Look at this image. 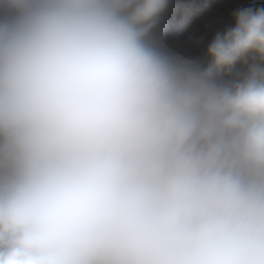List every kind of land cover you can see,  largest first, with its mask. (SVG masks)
Here are the masks:
<instances>
[{
  "label": "clouds",
  "instance_id": "clouds-1",
  "mask_svg": "<svg viewBox=\"0 0 264 264\" xmlns=\"http://www.w3.org/2000/svg\"><path fill=\"white\" fill-rule=\"evenodd\" d=\"M167 7L0 0V264H264V8L201 68Z\"/></svg>",
  "mask_w": 264,
  "mask_h": 264
},
{
  "label": "rangeland",
  "instance_id": "rangeland-1",
  "mask_svg": "<svg viewBox=\"0 0 264 264\" xmlns=\"http://www.w3.org/2000/svg\"><path fill=\"white\" fill-rule=\"evenodd\" d=\"M207 7L200 0H168V7L164 11L165 16H168V24L165 26L164 20L160 18L163 29L158 31L155 26L149 34V41L175 59L196 63L204 60L208 57L205 50L188 44L184 38L192 36L198 24L211 19L227 18L232 13L227 5L215 9ZM155 31L156 36L153 35Z\"/></svg>",
  "mask_w": 264,
  "mask_h": 264
},
{
  "label": "trees",
  "instance_id": "trees-1",
  "mask_svg": "<svg viewBox=\"0 0 264 264\" xmlns=\"http://www.w3.org/2000/svg\"><path fill=\"white\" fill-rule=\"evenodd\" d=\"M190 1V0H188ZM202 4L207 5L208 9H215L221 5H227L232 9V13L227 18L222 19H211L205 21L201 24H198L195 28V31L192 36L184 38L186 42L192 46L203 48L208 55L207 49L211 42L214 40L217 33H224L227 29L235 26V14L245 8H264V0H200ZM178 15V14H177ZM164 17V18H163ZM164 20V25L168 24V16H165L163 13L160 17ZM159 18V20H160ZM159 23V24H158ZM156 27L161 31L163 29L162 24L158 21ZM164 26V27H165ZM156 32V31H155ZM157 32L153 35L156 36ZM210 61L208 56L200 62H193L194 64L199 65L201 68L206 67ZM251 62V61H250ZM247 72V66L243 64H238L234 73L230 76H225V80H235L238 79L240 75Z\"/></svg>",
  "mask_w": 264,
  "mask_h": 264
}]
</instances>
